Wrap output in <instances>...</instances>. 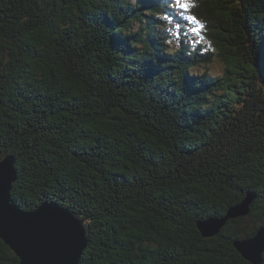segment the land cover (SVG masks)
<instances>
[{
	"label": "trees",
	"instance_id": "trees-1",
	"mask_svg": "<svg viewBox=\"0 0 264 264\" xmlns=\"http://www.w3.org/2000/svg\"><path fill=\"white\" fill-rule=\"evenodd\" d=\"M191 4L198 48L168 43L160 0H0L11 194L84 216L80 264H253L236 241L264 225V0ZM250 190L249 215L203 234ZM0 264H21L2 239Z\"/></svg>",
	"mask_w": 264,
	"mask_h": 264
},
{
	"label": "water",
	"instance_id": "water-1",
	"mask_svg": "<svg viewBox=\"0 0 264 264\" xmlns=\"http://www.w3.org/2000/svg\"><path fill=\"white\" fill-rule=\"evenodd\" d=\"M0 159L10 161V168L0 173V237L21 259V264H80L88 247L90 226L75 209L58 202H44L26 210L12 201L13 183L18 179L17 156L2 153ZM257 194L246 197L228 208L224 216H211L198 221L205 236L218 234L231 219L247 216ZM74 222L72 231L70 223ZM264 225L255 233L236 241L242 255L253 264L263 262Z\"/></svg>",
	"mask_w": 264,
	"mask_h": 264
},
{
	"label": "snow or ice",
	"instance_id": "snow-or-ice-1",
	"mask_svg": "<svg viewBox=\"0 0 264 264\" xmlns=\"http://www.w3.org/2000/svg\"><path fill=\"white\" fill-rule=\"evenodd\" d=\"M164 5L165 15L163 19L170 24H174L177 30V38L179 33L183 32V27L180 22H176V17H179L181 21L188 22L192 25L190 34L196 39L192 43L200 42L202 38V30L204 25L200 22L197 16L189 14L192 8L191 0H160ZM10 168V161L0 159V173H4L6 169ZM74 222L70 223V230L72 231ZM264 243V241H262Z\"/></svg>",
	"mask_w": 264,
	"mask_h": 264
},
{
	"label": "rangeland",
	"instance_id": "rangeland-1",
	"mask_svg": "<svg viewBox=\"0 0 264 264\" xmlns=\"http://www.w3.org/2000/svg\"><path fill=\"white\" fill-rule=\"evenodd\" d=\"M206 23V25L208 26V24H207V22H205ZM172 24H168V26H167V28L168 29H171L172 28ZM186 33H188V29H183V32H181V34L183 35V34H186ZM178 41V40H177ZM176 41V43H175V45L176 46H178V42ZM153 56H155V53H153ZM219 65H220V63H219V61L217 60V61H215L214 63H212L210 66H198V68H196L195 70H196V72L198 71V72H205V71H208V72H218V71H221L223 68H222V66H220L219 67ZM146 77V76H145ZM144 77V78H145ZM143 77L141 78L142 80L144 79ZM145 80V79H144ZM146 81V80H145ZM158 85V84H157ZM152 88V87H151ZM154 90H156L155 88H153L151 91H153L154 92ZM153 94V93H152ZM190 117H194V115H191ZM247 193V192H246ZM246 193H245V196L244 197H246ZM11 197H12V194H11ZM12 199V201H14L13 200V197L11 198ZM18 204V203H17ZM19 205V204H18ZM20 206V205H19ZM21 207V206H20ZM38 207V206H37ZM36 207V208H37ZM22 208V207H21ZM36 208H34V209H36ZM249 226V225H248ZM250 237V236H249ZM246 238H248V237H246ZM246 238H242V239H246ZM0 239H1V237H0ZM3 240V239H2ZM4 241V240H3Z\"/></svg>",
	"mask_w": 264,
	"mask_h": 264
},
{
	"label": "bare ground",
	"instance_id": "bare-ground-1",
	"mask_svg": "<svg viewBox=\"0 0 264 264\" xmlns=\"http://www.w3.org/2000/svg\"><path fill=\"white\" fill-rule=\"evenodd\" d=\"M106 35V34H105Z\"/></svg>",
	"mask_w": 264,
	"mask_h": 264
}]
</instances>
